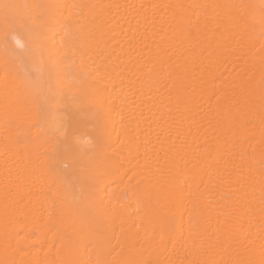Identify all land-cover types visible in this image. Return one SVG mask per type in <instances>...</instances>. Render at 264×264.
<instances>
[{"label":"bare ground","instance_id":"1","mask_svg":"<svg viewBox=\"0 0 264 264\" xmlns=\"http://www.w3.org/2000/svg\"><path fill=\"white\" fill-rule=\"evenodd\" d=\"M0 264H264V0H0Z\"/></svg>","mask_w":264,"mask_h":264},{"label":"snow or ice","instance_id":"2","mask_svg":"<svg viewBox=\"0 0 264 264\" xmlns=\"http://www.w3.org/2000/svg\"><path fill=\"white\" fill-rule=\"evenodd\" d=\"M4 7H5V8H8V7H9V5H4Z\"/></svg>","mask_w":264,"mask_h":264}]
</instances>
